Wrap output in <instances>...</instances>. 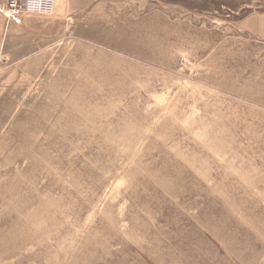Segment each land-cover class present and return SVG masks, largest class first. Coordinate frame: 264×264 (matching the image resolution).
I'll return each instance as SVG.
<instances>
[{"label":"rangeland","instance_id":"rangeland-1","mask_svg":"<svg viewBox=\"0 0 264 264\" xmlns=\"http://www.w3.org/2000/svg\"><path fill=\"white\" fill-rule=\"evenodd\" d=\"M0 0V264H264V0Z\"/></svg>","mask_w":264,"mask_h":264},{"label":"built area","instance_id":"built-area-1","mask_svg":"<svg viewBox=\"0 0 264 264\" xmlns=\"http://www.w3.org/2000/svg\"><path fill=\"white\" fill-rule=\"evenodd\" d=\"M54 8L55 0H9L7 3V13L11 16L51 14Z\"/></svg>","mask_w":264,"mask_h":264}]
</instances>
